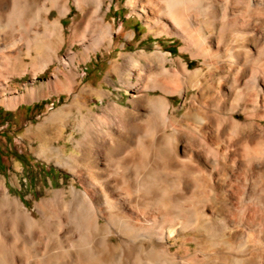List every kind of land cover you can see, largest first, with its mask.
Listing matches in <instances>:
<instances>
[{"label": "bare ground", "instance_id": "1", "mask_svg": "<svg viewBox=\"0 0 264 264\" xmlns=\"http://www.w3.org/2000/svg\"><path fill=\"white\" fill-rule=\"evenodd\" d=\"M71 2L82 16L66 34ZM111 4L0 0V105L70 97L24 139L74 182L33 212L0 180V264H264V0H125L150 33L181 41L175 59L126 51L116 37L136 34L107 22ZM116 48L128 105L96 113L79 69ZM51 67L40 87L9 85Z\"/></svg>", "mask_w": 264, "mask_h": 264}, {"label": "rangeland", "instance_id": "2", "mask_svg": "<svg viewBox=\"0 0 264 264\" xmlns=\"http://www.w3.org/2000/svg\"><path fill=\"white\" fill-rule=\"evenodd\" d=\"M71 8L72 14L62 20L66 34H69V25L77 23L82 16L73 2H71ZM55 17V12L49 16L51 20ZM106 20L124 35L136 34L135 39L130 43L123 37H116L117 42L125 45L126 51L131 52L138 47L140 49L147 48V51L152 52L157 45H161L164 47V51L170 52L174 59L178 57V51L182 46L181 41L166 36L157 38L156 33H150L143 22L129 12L125 6V0H112ZM68 47L69 44L67 43L61 54ZM121 51L120 48H116L111 53L107 51L98 52L91 61L82 64L79 69L77 90L81 88L91 90L89 98L92 103L90 108L96 113L100 111V107L106 105L108 100L128 105L129 94L117 88L119 86L118 78L111 71L113 63L120 60ZM183 58L184 63H190V69L200 65V62L192 60L188 54H185ZM53 68L51 67L44 74L39 75L34 82L31 81L30 75L26 74L11 81L9 85L12 89L23 94L28 87L37 88L49 81L52 78ZM103 91L109 94V98L100 96ZM70 102V97L63 95L60 98L55 96L49 100L23 103L13 110L0 105V180L4 181L12 197L19 198L33 212H35L36 202L50 197L54 190L68 189L72 185L73 178L70 173L58 168L53 162H46L38 158V147L36 146L38 142H33L32 139L26 141L24 139L26 131L29 128H34L45 116ZM171 102L179 115L185 112L184 99L176 96L171 99ZM73 113L76 114V111L73 110ZM71 131L72 126L68 125L65 142L61 143V145H65L66 155L74 152L69 138ZM31 143L34 144L33 147L29 146Z\"/></svg>", "mask_w": 264, "mask_h": 264}]
</instances>
